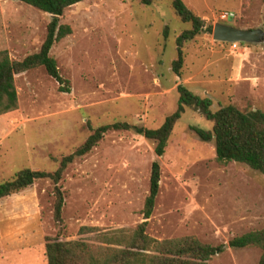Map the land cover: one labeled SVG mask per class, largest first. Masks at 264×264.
<instances>
[{"label":"rangeland","instance_id":"rangeland-1","mask_svg":"<svg viewBox=\"0 0 264 264\" xmlns=\"http://www.w3.org/2000/svg\"><path fill=\"white\" fill-rule=\"evenodd\" d=\"M184 1L213 31L185 43L180 75L173 70L177 37L191 24L172 0H84L67 8L60 22L73 32L51 55L72 90L61 91L43 66L16 76L19 108L0 116V183L23 168L56 170L92 127L117 121L160 127L178 107L179 84L211 98L215 111L227 105L264 111V41L235 45L213 35L218 22L264 30V0ZM225 10L235 16L221 21ZM51 19L23 1L0 0V51L13 59L38 52ZM213 125L193 107L176 124L159 158L161 187L147 233L225 245L207 264H259L260 247L227 245L264 227V174L241 162L219 163L215 141H203L194 129ZM155 147L134 131L107 133L64 173L61 224L51 179L0 199V264H49L48 239L107 245L101 235L136 230L144 221Z\"/></svg>","mask_w":264,"mask_h":264},{"label":"trees","instance_id":"trees-1","mask_svg":"<svg viewBox=\"0 0 264 264\" xmlns=\"http://www.w3.org/2000/svg\"><path fill=\"white\" fill-rule=\"evenodd\" d=\"M33 5L52 16L46 38L38 52L23 59H13L7 50L0 51V116L19 108V94L16 76L36 67L43 66L48 74L60 85L63 92H71V81L62 75L57 59L51 55L53 46L73 32L69 24L60 22L66 9L84 0H20ZM152 5L160 0H141ZM173 8L179 18L191 27L177 37V59L173 70L181 74L185 62V43L205 31L212 32L213 25L198 15L184 0H172ZM178 107L167 116L158 128L117 121L92 127V133L74 152L66 155L54 171L23 168L13 179L0 183V199L34 185L38 180L51 179L55 183L54 218L58 224L63 222L65 195L61 181L67 168L76 159L90 153L110 131H134L156 142L157 159L152 164L150 192L142 211L144 221L134 231L120 229L114 234H103L101 242L107 245H93L84 241H64L59 238L48 239L46 251L49 264H207L215 255L225 250V245H212L197 236L157 239L147 233L149 219L152 217L157 197L160 193L162 157L168 146L173 130L188 107L200 111L209 121L212 129H194L203 141L214 140L216 159L221 164L232 161L241 162L264 174V111L255 109L242 111L235 105H227L213 110V100L201 97L185 84H179ZM97 230L98 228H89ZM229 245L235 248L258 246L262 250L259 264H264V227L233 238Z\"/></svg>","mask_w":264,"mask_h":264},{"label":"water","instance_id":"water-1","mask_svg":"<svg viewBox=\"0 0 264 264\" xmlns=\"http://www.w3.org/2000/svg\"><path fill=\"white\" fill-rule=\"evenodd\" d=\"M213 35L215 40L228 43H255L264 41V30L261 28L244 29L223 22L215 24ZM227 246H229V244Z\"/></svg>","mask_w":264,"mask_h":264},{"label":"built area","instance_id":"built-area-1","mask_svg":"<svg viewBox=\"0 0 264 264\" xmlns=\"http://www.w3.org/2000/svg\"><path fill=\"white\" fill-rule=\"evenodd\" d=\"M234 16H235L234 12L229 11V10H225V11H222V12L220 13V15H219V19H220L221 21H227V20H229L230 18H232V17H234ZM234 44L236 45L237 43H234Z\"/></svg>","mask_w":264,"mask_h":264}]
</instances>
